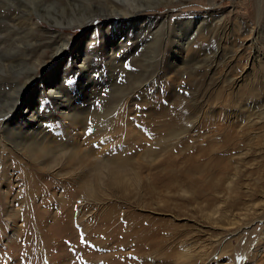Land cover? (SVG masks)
Masks as SVG:
<instances>
[{
    "label": "rangeland",
    "instance_id": "1",
    "mask_svg": "<svg viewBox=\"0 0 264 264\" xmlns=\"http://www.w3.org/2000/svg\"><path fill=\"white\" fill-rule=\"evenodd\" d=\"M116 8L140 9L147 29L115 22L106 51L92 45L94 85L66 77L81 117L103 106L91 131L74 126L51 159L5 141L0 264H264V0H0V24L30 11L60 29ZM65 31L86 47L82 28ZM68 59L39 75L59 78ZM46 87L26 121L60 141Z\"/></svg>",
    "mask_w": 264,
    "mask_h": 264
},
{
    "label": "bare ground",
    "instance_id": "2",
    "mask_svg": "<svg viewBox=\"0 0 264 264\" xmlns=\"http://www.w3.org/2000/svg\"><path fill=\"white\" fill-rule=\"evenodd\" d=\"M108 3L112 4L113 2L108 1ZM111 6L114 7L115 4ZM116 10L117 8L106 11H94L84 20L61 24L60 26H62V28L60 29L52 27V24L39 13H35L37 15L36 18L32 16L33 12L30 11L23 14L22 17L18 16L19 12L16 11L3 14L4 16L2 19L4 21L0 24V90H2V88H11L9 89L11 92V104L9 100L10 106L7 104L9 107L6 111L3 110L4 113L0 115L3 117V119H0V145L2 147L0 150V159H2L1 169L3 179L7 175V165L11 163V160L16 161V156L12 154L8 148H5V141L11 143V146H14L21 154L39 152L46 155L48 159H51L59 151L73 146V141H75V139H72L70 133L71 130L74 129V126H78L79 129H83L85 132L91 131L89 122L99 111H102L103 106H94L88 111L86 116L81 117L80 113L84 114V112L80 110L82 107H80V105L76 106L71 100L81 99L83 101L84 97L80 95V97L76 98V94L72 95L70 93L72 87L70 88L66 80L70 78L68 75L71 73L79 72L80 80L81 78H85L83 85H79L82 89L94 85L91 75L96 73L95 65H89L90 63L88 64L87 61L89 55L93 53V49L91 50V48L92 45H97L100 46L103 53L106 51L107 44L105 39H107V34L116 27L117 24L115 25V22L129 21V23L134 22L137 24L140 22L143 23L141 27L147 29L144 23L147 17L145 18L144 13L140 9L133 10L132 12H116ZM95 19H97L96 23L94 22ZM39 20H44L49 26H42ZM120 24L122 25V23ZM75 27L82 28L83 32L81 34L86 37L88 36L87 45L84 49H79V43L82 40L80 37H75L71 32L65 31L66 28ZM114 43H116L115 45L118 47L123 44L121 41H115ZM114 43H111L110 55L112 56V62L116 58L114 55H117L118 51H120L114 47ZM73 53L75 55L71 57ZM67 54H69L68 63H70V65L64 67L59 78L58 76L50 77L46 75L47 73L44 76L39 75L41 70L61 60V58L65 57ZM94 56H96V54ZM24 70L27 74L21 79L14 73ZM81 83L82 81H80V84ZM45 85L47 86L46 89H48V94L53 96L54 99L50 120H52V118L57 120L55 122L57 127L54 129V133L56 134V138H59L60 141L54 140L55 138L50 139L48 134L43 132V128H35L34 122L27 124V121H31L37 117V110L35 109V107L37 108L36 95L40 94L38 90H45ZM40 87L42 89H40ZM78 90L81 91L80 88ZM22 105L24 106L22 107ZM32 105L35 107L31 108ZM32 109L35 110L33 111ZM42 112H44V110ZM96 124L98 125L99 123ZM53 126L54 124H52L51 128ZM62 137H64V140L61 141ZM5 151L6 154L12 155L11 160L7 155L2 156V153ZM101 153L100 151V156L102 155ZM99 159H101L98 160L99 163L104 161L102 159L110 160L109 156L107 157L106 155H103V157ZM107 164L108 163H106V165ZM60 248H62V246ZM64 255L65 254L61 255L60 259H62ZM60 259L56 260V262L55 260H51L50 262L51 264H70L69 262L61 263Z\"/></svg>",
    "mask_w": 264,
    "mask_h": 264
},
{
    "label": "snow or ice",
    "instance_id": "3",
    "mask_svg": "<svg viewBox=\"0 0 264 264\" xmlns=\"http://www.w3.org/2000/svg\"><path fill=\"white\" fill-rule=\"evenodd\" d=\"M0 119H3V117H2V116H0Z\"/></svg>",
    "mask_w": 264,
    "mask_h": 264
}]
</instances>
